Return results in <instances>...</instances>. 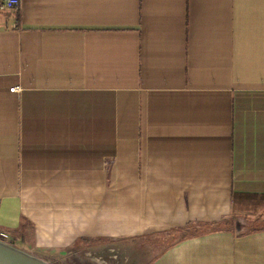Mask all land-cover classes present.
I'll use <instances>...</instances> for the list:
<instances>
[{
	"label": "crops",
	"instance_id": "crops-1",
	"mask_svg": "<svg viewBox=\"0 0 264 264\" xmlns=\"http://www.w3.org/2000/svg\"><path fill=\"white\" fill-rule=\"evenodd\" d=\"M234 194L264 196V0L0 11V233L15 247L264 264V199Z\"/></svg>",
	"mask_w": 264,
	"mask_h": 264
},
{
	"label": "rangeland",
	"instance_id": "rangeland-1",
	"mask_svg": "<svg viewBox=\"0 0 264 264\" xmlns=\"http://www.w3.org/2000/svg\"><path fill=\"white\" fill-rule=\"evenodd\" d=\"M261 217V216H260ZM264 216H262L263 218ZM264 225V223H255L253 226L256 228H260ZM18 247L22 245L20 243H16ZM121 248L118 246L117 248H107L104 251H94L91 250L86 253H81L74 257L75 259H71L72 257L68 252H65L61 255L59 260H54L52 257L40 256L45 258L51 264H131L132 263V249L129 245L127 247L126 244ZM33 255H36V252H31Z\"/></svg>",
	"mask_w": 264,
	"mask_h": 264
},
{
	"label": "water",
	"instance_id": "water-1",
	"mask_svg": "<svg viewBox=\"0 0 264 264\" xmlns=\"http://www.w3.org/2000/svg\"><path fill=\"white\" fill-rule=\"evenodd\" d=\"M0 264H51L45 258L30 254L0 240Z\"/></svg>",
	"mask_w": 264,
	"mask_h": 264
},
{
	"label": "built area",
	"instance_id": "built-area-1",
	"mask_svg": "<svg viewBox=\"0 0 264 264\" xmlns=\"http://www.w3.org/2000/svg\"><path fill=\"white\" fill-rule=\"evenodd\" d=\"M20 6V0H0V11H11L15 12L18 11ZM19 87H13L9 91L10 92H17L19 91ZM0 240L11 243L9 242V236L3 232L0 233Z\"/></svg>",
	"mask_w": 264,
	"mask_h": 264
},
{
	"label": "trees",
	"instance_id": "trees-1",
	"mask_svg": "<svg viewBox=\"0 0 264 264\" xmlns=\"http://www.w3.org/2000/svg\"><path fill=\"white\" fill-rule=\"evenodd\" d=\"M237 198H246V199H249L250 201L254 202L253 200H256V199H261V200L264 199V196L257 197V196H250V195H236V194H234L233 200H236ZM219 226H220V224H217L214 227L218 228ZM190 227H191L190 229H188V226H187V228L183 229V232L180 234V238L184 239L186 237H190V236L197 233L196 229H194V228L192 229V226H190Z\"/></svg>",
	"mask_w": 264,
	"mask_h": 264
}]
</instances>
